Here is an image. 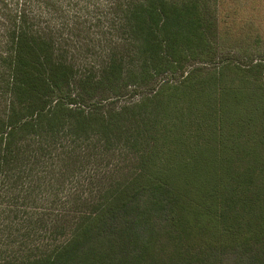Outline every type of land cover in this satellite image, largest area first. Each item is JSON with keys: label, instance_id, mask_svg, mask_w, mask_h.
I'll list each match as a JSON object with an SVG mask.
<instances>
[{"label": "trees", "instance_id": "1", "mask_svg": "<svg viewBox=\"0 0 264 264\" xmlns=\"http://www.w3.org/2000/svg\"><path fill=\"white\" fill-rule=\"evenodd\" d=\"M214 3L0 0V264H264L262 78L215 76L166 130L163 87L206 68L116 105L215 37Z\"/></svg>", "mask_w": 264, "mask_h": 264}, {"label": "rangeland", "instance_id": "2", "mask_svg": "<svg viewBox=\"0 0 264 264\" xmlns=\"http://www.w3.org/2000/svg\"><path fill=\"white\" fill-rule=\"evenodd\" d=\"M259 1L261 2V0ZM255 2V0H218L217 4L214 3L210 6L211 14H214V16L215 12L217 14L218 35L215 34V37L210 39L209 43L204 38V42L199 41V43H195L192 47H185L184 49L187 57L181 67L171 68L168 63L163 62L159 71L154 76L153 81L151 83L148 82V84L143 87L141 94L136 97H130V95H128L121 98L116 105L120 107L137 102L142 96L150 93L148 90H150L154 84L160 88L166 82H172V84L177 85L183 77L188 75L192 68H206L197 74H195L194 71L190 84L185 92V88L174 90L172 88H166V86L163 87L165 97L161 114L163 115L166 113L169 117L164 118L162 122L159 120L158 126H156L159 129L162 124V128L166 130L168 128L166 125L167 122L172 123L176 115L182 117V114L187 111L190 102L193 101V93L205 90L215 76L217 77V82L221 81L224 85L230 84L229 88L231 92H233L234 89H239L240 87L237 86V82L239 80L240 82L243 81L244 78L248 76L252 83L258 82L257 80L260 77L262 78L260 82L264 83V71L263 74L259 76L253 74V72H249L245 76H243V74L237 75L233 73L231 74V81H229V77L225 74V71H223L228 70L227 68L229 65H233L234 70H247L252 68L255 64H262L264 66V15H262L261 20L252 18H250L251 20H244L243 18L244 16H251V14L256 11L255 5L253 4ZM88 6L92 9L94 3L91 1ZM208 26L210 27V20L203 23L204 29L208 30ZM205 44L209 46H204ZM104 49L106 48H75L74 50L79 56H82L80 62L82 64H88L91 62L95 63V60H98V58L96 59L95 53ZM85 50H87V52L89 51V53ZM167 51L170 52V49H167ZM183 56H185V54ZM220 70H222V72ZM202 82L205 83L202 84ZM192 87L194 88L192 89ZM207 94L212 95L210 89H207ZM169 101H171V105ZM233 101H236L235 103L239 109H235L239 113H241V111H244L245 114L251 112L254 106L252 103H249L250 99L245 93H236L233 95ZM198 103L201 107L200 100H198ZM190 112L192 113L189 115L191 123L188 125V121L186 123L183 121V130L193 131L199 126L196 121L197 108L193 107ZM161 134L164 135L163 131ZM199 141V139L195 141L194 138L190 140L193 144ZM261 152L263 153L260 157V162L262 163L264 162L263 149L260 150V153ZM6 235L7 232H5V236Z\"/></svg>", "mask_w": 264, "mask_h": 264}, {"label": "crops", "instance_id": "3", "mask_svg": "<svg viewBox=\"0 0 264 264\" xmlns=\"http://www.w3.org/2000/svg\"><path fill=\"white\" fill-rule=\"evenodd\" d=\"M256 2L253 3L255 5L256 11L251 14V16H247V17H243L244 20H251L252 19H256V20H261L262 19V15H264V0H261V2L259 0H255ZM264 19V18H263Z\"/></svg>", "mask_w": 264, "mask_h": 264}]
</instances>
